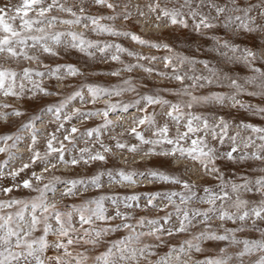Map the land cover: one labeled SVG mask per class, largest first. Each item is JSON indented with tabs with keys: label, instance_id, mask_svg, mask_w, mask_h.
Here are the masks:
<instances>
[{
	"label": "rangeland",
	"instance_id": "obj_1",
	"mask_svg": "<svg viewBox=\"0 0 264 264\" xmlns=\"http://www.w3.org/2000/svg\"><path fill=\"white\" fill-rule=\"evenodd\" d=\"M109 3L117 5L114 9H109L106 5H98L94 0H57L51 10L45 13V17H38V9L29 10L28 17L33 19H41L43 23L34 25V27H44L48 33H76L82 39L92 41L103 47L104 45H113V47L105 49L104 52L99 51V48H87L86 52H81L79 48L71 47V37L62 36L59 45L48 41V46L56 53L51 55L43 52L39 45L33 47L32 42L28 41V47L24 50L29 56H34L37 59L28 60L23 56L13 58L8 53H0V70H12L17 73L16 83L13 88L15 95H5L3 90H0V137L11 136L8 141L0 140V147L5 148L4 152H0V201L17 199L22 201H32L39 196L37 191L24 188L22 182L25 179H31L33 188L43 187L49 183L53 177H58L59 180L53 181L55 186V194L48 193V203H55L56 209L62 213H71V222L77 232L70 233V236L76 240L78 236H83V229L89 230L94 234L103 228L115 227L124 222L133 226L136 233L149 232L153 229V225L147 223L148 220L156 219L159 221L158 226H163L165 231L159 233L160 240L154 236L141 237L140 246L149 244L152 246V255H145L140 259V264H156L161 258L166 257L171 249L184 247L187 250L186 240H193L207 226L217 234H224V229H234L243 227V231L236 232V237L239 240H260L261 232L264 229V219H256L250 216L243 223L230 220L221 221L213 215L212 219L204 223H199L197 220L192 222V226L188 231L181 233L167 234V228L178 227L179 221L175 212V206L179 205L182 209H187L191 215L192 209H206L208 204L201 203L200 198L206 197L204 189L208 188L212 192H221V184L225 185L224 190L229 192L231 199L225 203V208L229 212H235L232 207V202L236 199L237 194L232 193L231 185L233 183L243 185L248 183L252 191L239 189V196L243 200H247L248 209L253 206H258L264 196L256 190L255 181L258 178L264 177V160L251 158V153L256 151V145L262 143L257 137L264 133H254L250 128L240 127L242 124H250L253 127L264 128V113L258 111L264 108V77L260 76L259 72H254V68L264 72V0H236L233 5L230 0H212L221 6L227 4L229 8L249 9L245 18L244 11H231L217 17L214 9L208 6L207 0L203 5H199L200 0H192L191 7L196 9L211 18V22L215 25L212 28H201L197 31L194 28L195 22L187 15L188 8H180L183 0H108ZM53 0H43V6L47 7L52 4ZM159 3L160 8L152 11L149 7H155ZM23 0H0V9L5 10V19L8 16L16 15L15 8L21 6ZM70 8L76 16L87 17H104L99 20L100 25H104L111 31H94L95 25L91 20L82 19L80 23L64 24V20H74L76 17L72 12L62 11L60 6ZM127 6V7H125ZM162 8L169 10L179 9L185 15L187 27L182 25H172L168 17H164L160 11ZM83 9V13H81ZM21 16L23 13L20 14ZM125 15L128 18H125ZM237 15L245 18L249 31L240 27V21L233 20L228 27H225V16ZM113 16L115 19H108ZM157 16L161 18L158 20ZM52 17L57 19L52 22L49 27L48 21ZM14 27L19 29L20 19L9 21ZM87 24L88 27L84 25ZM128 33L129 35H123ZM39 35V33H31ZM137 35L148 43L140 44L131 39V35ZM221 44L227 41L230 45L236 46L239 51L236 56L244 54L247 49L254 53V57H248L249 63L243 60H229L227 57L221 56L220 52L228 51L229 56L233 53L227 49L221 48L216 41ZM152 44H167L169 48H156ZM115 45H119L126 51L117 52ZM87 47V46H85ZM171 49V50H169ZM219 49V51L217 50ZM128 52L135 53L129 56ZM91 53V55H89ZM117 55L118 60H112L111 56ZM144 57H156L155 60L144 59ZM164 57H171L172 64H179V57H188L189 60L207 61L210 67L215 68L218 73H226L228 76L237 79L244 87V91L237 95L242 104L251 107H236L231 106L230 101H226L223 106L217 103H201L193 106L192 109L182 108L184 113L192 112L208 118L210 123H215L219 117H223L228 123L227 135L221 144L219 138L213 139L209 134L205 139L210 146L217 149L215 167L219 169L218 173H208L197 160L190 157H181L179 154L175 156H158L145 155L144 153L152 147L149 144H142L137 138L136 132L141 133L145 139L151 140L156 137L153 133L158 127L167 125L168 137L175 138L177 131L185 132L186 119H181L179 124L168 117L171 104H183L188 100V97L181 91L182 85L179 81L173 78V69L171 66L165 67L166 61ZM72 65L79 69L80 74L76 76L67 75L66 67ZM127 65H140L134 67L131 71L123 70ZM60 66V72L50 75L52 70ZM151 68L153 71L147 72L144 69ZM30 69L32 74L29 79H22L23 70ZM208 75L203 64H189L185 62L180 66V74L187 73ZM43 72L44 76H37L35 73ZM112 72H119V75L113 76ZM165 73L166 75H159ZM255 76L256 79L252 82H247L246 78ZM125 81L130 83L125 84ZM34 82V83H33ZM190 80H185L184 84H190ZM24 85L21 91L20 85ZM229 81L221 80L219 83L205 84L203 88H197L193 91L194 95L205 96L211 93H222L231 95L234 91L228 87ZM45 89L48 93L39 91V88ZM98 86L109 91L127 89L121 91L120 95H101L95 102L88 92V86ZM7 88V83L5 85ZM134 89V90H133ZM82 93L77 96L76 93ZM250 93H255L252 95ZM153 96L161 100L168 101V104H152L147 105L143 97ZM140 101L139 104L136 102ZM120 105L114 111L109 112L107 118L103 116V111L106 110L107 104ZM128 105L127 111L123 110V106ZM53 111H48V109ZM61 109L60 119H57L55 109ZM79 109L81 113L94 112L99 113L90 117L74 115ZM146 109V111H145ZM19 112L20 115L14 113ZM71 115V120H65L64 117ZM145 115H154L155 123L149 125L147 122L143 125L135 122L143 118ZM106 120L109 121L106 123ZM63 123V128L60 124ZM27 125V127H26ZM76 127L78 131L72 133V141L65 140V135L68 134L72 127ZM135 128L136 132L132 129ZM59 129V130H58ZM96 129L92 136L86 133L88 130ZM220 129L217 128V132ZM36 136L35 150L41 155L47 151V142L53 136V147L59 148L60 142H63L64 160L71 161L74 157L78 163H59L57 160L58 153H52L49 156L48 171H44L45 163L37 160L32 162L33 152L30 148L32 145V137ZM190 139L181 141L183 147H191V140L198 136H204L203 132L197 134H189ZM236 136V145L238 151L233 153L235 159H227L222 154L231 151L233 142L229 137ZM19 137V139H17ZM251 137L254 143L250 147L244 148V142ZM123 144L125 147H117V144ZM14 145V146H13ZM109 151H104V147ZM131 146H136V151H129ZM157 147V150H159ZM164 148H170L171 145L164 144ZM87 149L83 153L81 159V150ZM206 150V149H205ZM100 152L104 160H90L89 153L95 154ZM248 153L249 158L240 160L239 156ZM195 154V153H194ZM264 155V152L261 153ZM24 164L29 167L13 176L12 173L18 171ZM55 164V167H51ZM211 167V165H209ZM121 171L125 174H132L131 181H124L118 175ZM164 172L170 176H176L181 181H186L192 185L191 192L184 189L182 184L161 181L158 178L152 177L151 172ZM33 172L36 175H42L43 179L37 181L33 177ZM108 173H112L109 177ZM102 174V175H101ZM99 175L101 187L96 188L89 181ZM217 177H220L219 179ZM83 180L87 185L78 184L73 191L74 195H62L71 185H66L65 181ZM16 185H20L16 187ZM12 188L10 193L5 194L4 188ZM183 192L185 195L195 193L192 200L185 204H181L179 197H173L174 203H169L163 198L165 193ZM159 193L156 199L152 201V205L148 204L149 198L154 194ZM104 196L109 199L103 201L106 217H115L117 210L122 214L130 217L127 221H122L119 217L115 219L98 220L93 218L90 224L81 226L79 222V214L75 211L76 208L82 207L85 202L96 200ZM136 196L137 200H125L126 197ZM115 198V203L113 199ZM217 201V207L220 205ZM125 204L132 205L125 207ZM22 205H14L5 207L0 210V214L7 215L8 213L17 212ZM95 207V205H90ZM245 209H241L243 211ZM25 213L26 219L30 213ZM171 213V220L166 224L164 217ZM40 215V211H37ZM144 218V223L141 225L138 221ZM255 221V224H253ZM53 229L57 227L55 220L48 221ZM129 229L119 228L117 231L103 234L97 244H84L82 241L69 246V251L75 256L77 253H85L88 260L85 264H98L95 257L105 253L112 241L120 240L129 235ZM43 235L42 225L32 233V238H38ZM94 238V237H85ZM67 237L62 238L64 243H67ZM49 247L42 255L45 264H57V261L48 259L57 255L62 256L65 264H76L75 259L63 256V249L57 250L52 247L56 242V234L49 232L46 237ZM201 251L197 252L192 249L187 255H182L181 260L184 264H196L198 261L208 259L222 258L225 255H231L233 259L230 264H239L236 253L242 250V245H231L229 241H220L214 239L201 238L199 241ZM221 249H226L225 253ZM175 255V254H173ZM264 253L255 251L242 258L243 264H256V261ZM33 264L35 262L33 261ZM102 264V262H99ZM169 264H175L174 259H169Z\"/></svg>",
	"mask_w": 264,
	"mask_h": 264
},
{
	"label": "snow or ice",
	"instance_id": "obj_2",
	"mask_svg": "<svg viewBox=\"0 0 264 264\" xmlns=\"http://www.w3.org/2000/svg\"><path fill=\"white\" fill-rule=\"evenodd\" d=\"M57 0H53L52 4H49L47 7L43 6V0H23V4L21 6H17L15 8L16 15L8 16L7 19H5V10L0 9V53H8L13 58H19L20 56H23L25 59L28 60H35L37 59L34 56H29L28 53L24 50L28 47V41L32 42V46L35 47L39 45V47L43 50L45 53H49L51 55H56V53L48 46V41L53 42L54 44L59 45L61 43V37L62 36H70L72 43L71 47L73 48H79L81 52H86L87 48L97 47L99 48V51L104 52L105 49L113 47V45H104L102 48L99 47L98 44L87 41L81 38V36H78L76 33L68 32V33H48L44 27H34V25H40L43 23V20L41 19H33L28 17V11L38 9L37 16L38 17H45V13L49 12L51 8L56 4ZM94 2L98 5H106L109 9H114L117 7V5H114L113 3H109L108 0H94ZM192 0H183V3L180 5V8L183 9L185 7L188 8L187 15L190 16L194 21H196V18L199 17L198 21L195 22L194 28L199 31L201 28L208 29L212 28L215 25L211 22V18L201 12H198L196 9H193L191 7ZM205 3V0H200V5H203ZM208 6L215 10L217 17L221 16L222 14L226 12L231 11H244L245 12V18L247 17V12L249 9H239V8H229L226 5L221 6L217 3H213L212 0H207ZM230 3L233 5L236 3V0H230ZM127 7V6H125ZM152 11H155L157 8H160L159 3L155 5V7L149 6ZM62 11L66 12H72L70 8H65L63 5L60 6ZM83 9H81V13H83ZM160 11L163 13L164 17H168L170 19V22L172 25H182L184 27H187V21L184 19V13L179 9H172L169 10L167 8H162ZM23 13L21 16L20 14ZM72 15L76 18L74 20H64L62 23L64 24H74V23H80L82 19L91 20V23L95 25L94 31H111V29L107 28L104 25L99 24L100 19H104V17H87V16H76V13L72 12ZM20 19V25L19 29L17 27H14L9 21H16L17 19ZM108 19H115V17L110 16L107 17ZM125 18L127 19L128 16L125 15ZM161 17L157 16V19L159 20ZM245 18H242L241 16L237 15L235 17H232L231 15L225 16V27H228L229 24L233 22V20L240 21V27L245 28L249 31H252L253 29L249 28L248 23L245 22ZM57 18L52 17L51 20L48 21L49 27L51 26L52 22L55 21ZM85 27H88L87 24L84 25ZM31 33H39V35L31 34ZM123 35H129L128 33H122ZM131 39L133 41H137L140 44L148 43L147 41L141 39L137 35H131ZM216 43L224 49H227L233 53V56L228 55V51L220 52L221 56L227 57L229 60H243L246 63H249L248 57L252 56L254 57V53L251 51L245 49L244 54L240 56H236L235 53L239 51V49L234 46L230 45L227 41H224L222 44L219 40L216 41ZM87 46V47H85ZM152 47L156 48H169L167 44H152ZM115 48L117 52L126 51L125 49L121 48L119 45H115ZM171 50V49H169ZM219 51V49H217ZM91 55V53H89ZM129 56L135 55V53L128 52ZM112 60H118L119 57L117 55L111 56ZM144 59H150L155 60L156 57H144ZM166 63L165 67L171 66L173 69V78L176 81H179L182 85L181 91L188 97V100L184 102L183 104H171L170 105V111L167 112V116L173 119L174 121L179 124L181 119H186L185 127L186 131L183 133H180L177 131L176 137L169 138L168 137V127L167 125H164L163 127H158L157 130L153 133V135L156 137L155 139H145L144 136L136 132V129L133 128L132 131L136 132L137 138L141 141L142 144H149L152 147H150L144 154L145 155H158V156H175L179 154L181 157H190L193 160L199 161V163L203 166V168L208 173H218L219 169L215 167V159H216V152L217 149L215 147H212L209 145L205 137H207L209 134L212 136L213 139L219 138V142L222 144L224 141V137L227 135V129L229 127L228 123L224 120L223 117H219L218 120L215 123H210L208 118L203 117L199 114H194L192 112L184 113L181 111L182 108H188L192 109L194 105L201 104V103H217L221 106L225 104L226 101L231 102L232 107H236L239 105L240 107H251L246 106L242 104L238 99H236L237 95L244 91V87L241 83L237 81V79H234L230 76H228L226 73H218V71L210 67L207 61H196V60H189L188 57H179V64H172L171 57H164L163 58ZM185 62L189 64H195V63H201L203 64L204 68L207 70L208 75H197L195 74L193 70V74L188 75L180 74V66H182ZM140 65H127L123 70L125 71H131L134 67H138ZM66 67V73L67 75L76 76L79 75V69L72 65H67ZM147 72L153 71L151 68H145L144 69ZM254 72H259L261 77H264V72H260V69L254 68ZM60 72V66H58L56 69L52 70L50 75H53L55 73ZM32 72L30 69H24L22 79H29ZM37 76H44L45 73L43 72H37L35 73ZM111 75L117 76L119 75V72H112ZM159 75H166L165 73H159ZM16 76L17 73L12 70H0V90L4 91L5 95L13 94L15 95L12 90L16 83ZM190 80V84H184L185 80ZM256 79L255 76L246 78L247 82H252ZM221 80H227L229 81L228 87L233 89L231 95H226L222 93H211L209 95L205 96H197L193 94V91L197 88H203L205 84H212L213 82L219 83ZM7 83V88L5 87ZM34 83V82H33ZM125 84L130 83L129 81H125ZM264 87V83L261 85ZM35 87L39 88V85H35ZM21 91L24 89V85H20ZM127 89H121V90H113L109 91L107 89L98 87V86H88V92L92 97V101L95 102V100L100 97L101 95H120L121 91H125ZM134 90V89H133ZM39 91L44 92V94L48 95L51 93H48L45 89L39 88ZM252 95H255V93H250ZM77 96L82 97V93L77 92ZM144 101L147 105L152 104H168V101L161 100L159 98L153 97V96H146L143 97ZM140 101H137L136 103L139 104ZM120 105L117 104H107V108L105 111H103V116L105 118L108 117L109 112L116 110L119 108ZM128 105L123 106V110L127 111ZM48 111H53L51 108L48 109ZM146 111V109H145ZM259 112L264 113V108L258 109ZM16 115H20L21 113L16 112L14 113ZM55 114L57 119H60L61 115V109L57 108L55 109ZM99 113L94 112H84L81 113L79 109H77L74 113V115H80L85 118L97 115ZM65 120H71L72 116L67 115L64 117ZM109 121L106 120V123ZM138 124H145L146 122L149 125H153L155 123L154 115H145L143 118H140L136 120ZM27 127V125H26ZM240 127L243 128H250L252 132L254 133H264V128H258L253 127L250 124H242ZM60 128H63V123L60 124ZM217 128L220 129L219 132H217ZM59 130V129H58ZM78 129L76 127H72L67 135H65L64 139L72 141V133H76ZM97 131L96 129L88 130L87 135L92 136L93 132ZM199 132H203L204 136H198L196 139L191 140V147L185 148L182 146L181 141H185L190 139L189 134H197ZM260 141H262L261 144L256 145V151L251 153V158L257 159V160H264V155H261L262 152H264V135H258L257 137ZM12 139L11 136H3L0 137V140L2 141H8ZM19 139V137H17ZM56 137L53 136L51 139L47 142V151L44 153V155H41V153L37 150H35L34 145L36 144V136L33 135L32 137V145L33 147L30 148V150L33 152L32 156V162L35 163L37 160H40L45 163L44 171H48V163H49V156L52 153H58L57 160L59 163H71L73 165L78 163L77 158H73L71 161H65L64 160V152L66 149L64 148L63 142H60V147L56 148L53 147V140H55ZM229 139L233 142V146L231 148V151H228L226 153H223L222 155L226 157L227 159H235L233 156V153H236L238 151V146L236 145V136L229 137ZM254 143L252 141L251 137L247 139L246 142H244V148H248L251 146V144ZM167 144L171 145L170 148H164L162 145ZM14 146V145H13ZM159 147V150H157V147ZM102 147H104L102 145ZM117 147L123 148L125 145L123 144H117ZM206 149V150H205ZM6 149L3 147H0V152H4ZM136 146H131L129 148V151H136ZM88 151L87 149L81 150V159L83 158V153ZM104 151H109L107 147H104ZM195 153V154H194ZM249 158L248 153H244L239 156L240 160H244ZM89 159L90 160H104L105 157L100 153L96 152L95 154L89 153ZM211 165V167H209ZM55 164H52L51 167H55ZM3 165H0V168H2ZM28 164H24L22 168H20L18 171L13 172L12 175L16 176L19 172L23 171L24 169L28 168ZM33 177L39 181L43 179L42 175H36L35 172H33ZM102 175V174H101ZM109 177L112 176V173H108ZM120 178L124 181H131L132 174H125L123 171H121L119 174ZM152 177L158 178L161 181L165 182H173V183H179L182 184L183 188L191 192L192 185L188 184L186 181H181L176 176H170L168 174H165L164 172H156L153 171L150 173ZM218 179L220 177H217ZM59 180L58 177H53L52 180L49 181V183L44 184L43 187H37L33 188L31 184V179H25L22 182V186L27 189H31L33 191H37L39 193V196L33 199L32 201H22L17 199H10L6 201H0V210L4 209L5 207H12L14 205H22V207L13 213H8L7 215L0 214V264H33V261L35 264H45V260L42 259V255L45 252V250L49 247V244L46 240L47 235L49 232H54L56 234V242L52 245V247L56 248L57 250L63 249V256L70 257L72 259H75L76 264H85V262L88 260V256L85 253H77L75 256H73V253L69 251V246L83 242L84 244H92L96 245L98 242V239L106 233L117 231L119 228L123 227L124 229H129V235L126 236L123 239L112 241L110 244V247L108 250L103 253L100 256L95 257V260L98 262H102V264H140V259L147 255H152V246L149 244H143L140 246L141 237L143 236H154L157 240H160L161 236L159 233H162L165 231L163 226H158L159 221L156 219L148 220L147 223L150 225H153V229L147 233L140 232L136 233L133 229V226L124 222L120 225H116L115 227L110 228H103L98 231H95L94 234L92 232H89L87 229H83V236H78L76 240H74L70 233L77 232L78 230L74 228L71 222V216L72 214L69 213H62L59 210L56 209L55 203L49 204L48 203V193L55 194V186L53 184V181ZM100 176L97 175L93 177L89 183L93 185L96 188L101 187L100 184ZM66 185H71V187L67 188L62 195H74L75 192L73 189L76 188L78 184L85 185V181L83 180H71V181H65ZM20 185H16V187H19ZM256 190L261 193L262 196H264V177L258 178L255 181ZM225 185L221 184V192L215 193L212 192L210 189L205 188L204 191L208 195L206 197H201L200 202L208 204V207L206 209H192L191 215L189 214V211L187 209H182L179 205L175 206V212L177 215V219L179 221L178 227H169L167 228V234L173 235L174 233H181L188 231L189 227L192 226V222L194 220H197V218H200L198 220L199 223H204L207 225V222L212 219L213 215L216 216L217 219L224 221V220H230L234 223L236 221H239L243 223L246 221L250 216L255 217L256 219H264V199H261L258 206H253L251 209L247 208L248 201L243 200L239 196V189L243 188L245 191H252V188L248 183H245L243 185H238L233 183L231 185V191L232 193H236V199L232 202V207L236 209L235 212H229L225 208V203L231 199L229 192L224 190ZM4 193H10L12 191V188H4ZM158 196H160L159 193L154 194L152 197L149 198L148 204L152 205V201L156 199ZM195 196V193H191V195H185L183 192H169L165 193L164 197L168 200L169 203H174L173 197H179L181 204H185L188 201L192 200ZM105 199H109L108 197L101 196L96 200L87 201L85 204L80 207L76 208L75 211L79 214V222L81 226L84 224H90L93 220V218L98 220H105V219H115L116 217H119L122 221H127L130 217L126 216L125 214H122L117 210L115 217H106L105 216V209L103 206V201ZM113 199V202L115 203V198ZM137 200L138 198L136 196L132 197H126L125 200ZM220 201L219 207H217L216 202ZM90 205H95V207H90ZM130 204H125V207H131ZM31 209L28 218L26 219L25 213L28 211V209ZM241 209H245L241 211ZM40 211V215H37V211ZM171 213L167 214L163 219L165 223L167 224L171 220ZM50 219H54L57 227L53 229L52 225L48 222ZM139 224L144 223V218H141L138 221ZM253 224H255V221H253ZM42 225V231L43 235H41L38 238H32V233L35 232L39 226ZM224 234H217L214 230L211 229L210 225L207 226L198 236H195L193 240H186L185 244L187 245V250L182 246L180 248H173L169 252V254L166 257L161 258L159 261L156 262V264H169V259H174L175 264H184V262L181 260L182 255H187L192 249H195V251L199 252L201 251L200 244L194 243L193 241H199L201 238L204 239H214V240H220V241H229L231 245H242V250H240L238 253H236V258L239 262V264H243L242 258L246 255H249L255 251H260L264 253V229L260 230L261 232V239L260 240H239L236 237V232L243 231V227L240 228H234V229H227L225 228ZM67 237V243H64L62 238ZM85 237H94V238H88ZM222 253L226 252V249H221ZM175 254V255H173ZM55 259L57 261V264H65L63 261L62 256H55V257H49L48 259ZM233 259L231 255H225L222 258H216V259H208L205 261H198L196 264H230V261ZM148 264H152L151 261L148 262ZM256 264H264V255H262L257 261Z\"/></svg>",
	"mask_w": 264,
	"mask_h": 264
}]
</instances>
